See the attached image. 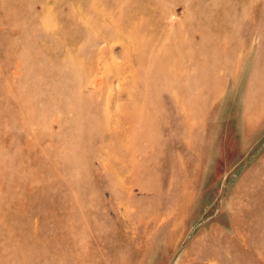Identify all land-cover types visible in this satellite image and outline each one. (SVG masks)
Returning a JSON list of instances; mask_svg holds the SVG:
<instances>
[{
  "label": "rangeland",
  "instance_id": "374dc122",
  "mask_svg": "<svg viewBox=\"0 0 264 264\" xmlns=\"http://www.w3.org/2000/svg\"><path fill=\"white\" fill-rule=\"evenodd\" d=\"M0 264H264V0H0Z\"/></svg>",
  "mask_w": 264,
  "mask_h": 264
}]
</instances>
